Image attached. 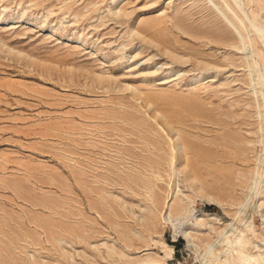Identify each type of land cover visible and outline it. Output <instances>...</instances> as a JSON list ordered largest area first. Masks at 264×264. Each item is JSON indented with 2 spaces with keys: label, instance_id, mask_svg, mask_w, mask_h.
I'll return each mask as SVG.
<instances>
[{
  "label": "rangeland",
  "instance_id": "obj_1",
  "mask_svg": "<svg viewBox=\"0 0 264 264\" xmlns=\"http://www.w3.org/2000/svg\"><path fill=\"white\" fill-rule=\"evenodd\" d=\"M237 2L0 0V264H219L225 224L264 255V0Z\"/></svg>",
  "mask_w": 264,
  "mask_h": 264
},
{
  "label": "bare ground",
  "instance_id": "obj_2",
  "mask_svg": "<svg viewBox=\"0 0 264 264\" xmlns=\"http://www.w3.org/2000/svg\"><path fill=\"white\" fill-rule=\"evenodd\" d=\"M233 1L234 2H237L238 0H233ZM237 5H238V2H237ZM239 8L241 10V7H239ZM242 14H243V12H242ZM253 30H255L253 32L256 33V35L258 37L257 39L258 40L260 39V40H262L264 42V29L262 27H255ZM255 71H257V70H255ZM260 76L261 75L259 74L258 75V80L260 79ZM261 82H263V81H261ZM145 99H146V102H149V98L146 95H145ZM155 111H156V109H155ZM159 113H160V116L162 118V122L166 126H170L171 121L163 113H161V112H159ZM176 143L178 145H181V146L184 145L183 144V141H182V138L180 136L178 137V140H177ZM179 156H180L179 158L181 159V164L183 165V169H184V171H186V174H188V178L191 179L192 181L197 180L196 171L189 164L188 158L186 156V152H185V149L184 148H182L179 151ZM156 160H157V158H156ZM253 185H254V188H255V190H253V192H254V195L256 196L257 195V190H258V184H257L256 180L254 181ZM206 186H208V185H206ZM208 200H213V199L212 198H209ZM155 201H157V200H155ZM176 210H177L178 213L182 214V213L188 212L189 211V207L188 206H176ZM225 229H228V232L229 233L227 235L224 234V238H223V241H222L223 245L220 248H218L217 252H215V253L213 252V255H212V257H211L210 260H213L214 262L217 261L219 264H228V263H226V260H228V262L230 263V260L229 259L231 258V256H233V257L235 256V258H236V260L238 261L239 264H264V255H262V254H259V255L258 254H256V255L255 254H248L245 251V247L247 246V240L244 238L243 232L241 230L237 231V229H234V227L232 225L230 226V224H225L223 230H225ZM181 233H182V235L184 237H187L186 234H185V232L182 231ZM220 233H222V230L220 231ZM221 254H223V260H221V259H214L213 256H217L219 258V256H221ZM235 258H233L232 260H234Z\"/></svg>",
  "mask_w": 264,
  "mask_h": 264
}]
</instances>
